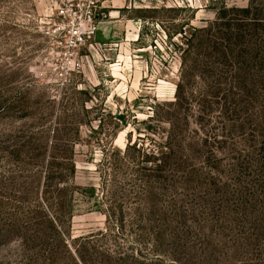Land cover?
Segmentation results:
<instances>
[{
  "label": "rangeland",
  "instance_id": "1",
  "mask_svg": "<svg viewBox=\"0 0 264 264\" xmlns=\"http://www.w3.org/2000/svg\"><path fill=\"white\" fill-rule=\"evenodd\" d=\"M247 1L97 0L105 17L91 45L80 50L82 67L76 73L59 58L52 32L51 0H0V101L8 97L16 99L11 112L0 114V132L45 130L47 141L53 135L59 139L56 150L48 142L42 150V159L53 154L72 157L76 165L73 179L79 184L74 193L69 235L65 236L57 228L64 241L58 240L50 227H45L49 240L44 247L47 252L43 253L42 261H37L34 247L21 245L16 232L4 230L12 221L6 211H12L18 204L13 202L17 193L10 190L9 179L4 178L12 170L23 179H44V172L50 167L42 161L37 170H33L38 171L34 177L29 170L35 167L27 171L15 167L13 161H5L8 153L0 151V264H83L75 255L73 238L105 230L107 226L110 236L104 240L106 248L115 251L120 247L128 253L141 249L151 253L148 245L139 246L135 240L137 223L129 221L128 217L135 211L145 188L144 180L148 179L142 178L141 170L133 164L141 159L143 151H158L159 145L169 140L168 133L173 128L168 121H173L171 113L175 108L170 103L174 101L179 77L194 95L206 81L216 79L208 70L204 71L214 70L216 55L209 59L204 44L199 43H194L189 48L190 54L186 55L188 66L195 69L186 68L181 74L179 47L186 48L181 44L182 36L195 32L194 28L205 27L214 19L222 2L245 6ZM197 111L195 100H190L187 110L182 111L188 118L178 125L180 130H176L185 144L196 142L202 135L196 128L204 115L197 118ZM233 119L231 115L225 119L228 125L225 131L231 138L224 145L223 154H217V158L223 155L219 162L213 161L214 166H219L211 172V179H183L186 184L181 190V179H173L169 171L168 179L153 182L154 197L159 199V208L163 206L162 209L169 212L168 216L170 208L166 202L170 195L184 193L187 198L196 197L188 201L193 207V221L188 222V229L181 228L177 237H171L168 220L160 228L167 235L158 241L166 264H264V235L254 240L255 234L264 228V177L256 172L259 165L252 161L246 169L236 166L235 175L228 174L235 167L231 151L236 150L235 145L238 149L245 148L240 143V132L232 126ZM174 136L176 146L180 142ZM114 146L126 151L128 161H134L118 165V177L109 179L111 170L106 158L111 156ZM211 146L212 142L207 147ZM88 180L95 183L99 195L103 188L105 191L104 184L114 180L115 194L127 214L121 235L118 233L121 230L96 210L93 199L80 193L86 191L83 187ZM173 180L174 186L171 185ZM176 183H179L178 188ZM54 193L51 187L47 197ZM243 198L249 201L246 210L238 203ZM39 204L51 217L53 208L48 200ZM26 206L23 205L25 209ZM234 210L249 213L245 221L238 216L240 226H235ZM66 225L62 230L67 229ZM130 243L133 246L129 247ZM51 248L55 251L52 257ZM83 255L87 264H100L88 253Z\"/></svg>",
  "mask_w": 264,
  "mask_h": 264
},
{
  "label": "trees",
  "instance_id": "2",
  "mask_svg": "<svg viewBox=\"0 0 264 264\" xmlns=\"http://www.w3.org/2000/svg\"><path fill=\"white\" fill-rule=\"evenodd\" d=\"M194 31L197 33L192 32L188 36H182L181 44L186 45V48L179 47V50L182 51L181 74L186 68L195 69L193 66H188L186 55L190 54L189 48H192L194 43H199V45L204 44L209 59L214 57V54L216 55V60L213 61L216 65L212 69L219 71L204 70H208L210 76L216 77V79L206 81L198 94L194 95L193 92L189 93L188 84L183 83L182 77H179L181 79L175 84L174 101L170 103L175 108L171 113L173 121H168L173 128V131L168 133L169 140H166L163 145H159L158 151H143L141 159L136 160V163L133 164L135 168L141 170V177L148 179L144 180L145 188H142V194L137 201L138 205L135 207V211L131 213L132 216L129 214L128 217L129 221L131 219L132 222L137 223L135 240L140 244L139 246L148 245L151 253L142 252L141 249L128 253L121 251L120 247H117L115 251L106 248L104 240L110 236L107 226L105 230L98 229L73 238L75 239V255L78 261L83 264H87L83 253H88L93 259L100 261V264H166L167 261L162 255L163 250L160 249L158 241L167 235L160 228L164 225V221L168 220L171 228L169 236L171 237H177V232L181 228L188 229V222L193 221L191 217L193 207L188 201H192L196 197L187 198L184 193L170 195L166 202L170 208V216H168L169 212L162 209L164 208L162 205V208H159V199L154 197L153 182L164 181V178L168 179L171 175L173 179H181L179 189L184 190L186 183L183 179H201V177L211 179V172H214V168L219 166V164L214 166L213 161L219 162L223 155L217 158V154H223L226 147L224 145L231 138L225 131L228 126L225 119L229 115L234 118L232 126L240 132V143L245 148L238 149L233 142L236 150L231 152H234L232 161L235 167L228 174L235 175L236 166L241 167L242 165L246 169L252 161L259 165L256 172L264 177V0H248L245 6L228 5L222 2L215 11L214 19L209 21L205 27L194 28ZM194 62H196V58ZM190 100H195L198 105L196 117L200 119L204 115L199 120V127L196 128L202 135L196 142L192 141L193 147L190 142L187 144L183 142L182 135H177V130H180L178 125H182L188 118L186 114H182V111L187 110ZM15 101L16 99L13 97L2 99L0 114L11 112ZM207 124H211V126L207 127ZM52 132L54 134L55 130ZM45 134H47L45 130L37 132L21 130L16 134L13 131L12 133L11 131L10 133L0 132V151L8 153L6 162L13 161L12 164L15 167H21L22 170L25 168L26 171L29 167H35L36 169L29 170L34 177L37 176L38 171L33 170H37L42 161L47 162L50 167L49 171L44 172V179H28L27 177L23 179L12 170L8 171L4 178L9 179L7 185L10 190L17 193L15 196L17 199L13 202L18 203L12 207V211L4 209L12 219L4 230L16 232L21 245L34 247L35 260L37 261H42L43 253L47 252L44 247L49 240L44 231L45 227H50L55 234V239L64 241L57 228L65 236L69 235L68 230L74 212V193L78 191L77 185H79L73 179L76 165L72 157L63 155L59 157L53 154L48 155V159H42V150L47 147V143L49 142L50 147L56 150L59 140L52 135V139L47 141ZM174 135L180 142L176 146L175 143L173 144V140L176 141ZM209 140L211 141L209 142ZM11 141L13 143L9 145ZM211 142L212 146L207 147ZM131 147L133 145H129V148ZM125 153L126 151L117 149L115 146L111 148V156L106 158L108 168L111 170L108 173L109 179L118 177V165L134 161L133 159L128 161ZM253 156L257 158L254 159ZM169 171L170 174L167 175ZM217 173L219 174L218 170ZM1 177L0 175V179ZM108 182L104 184L105 191L103 188L100 195L96 192L95 183L91 180L84 183L83 190L86 191L80 193L93 199V206L96 210L105 215L107 222L110 221L118 227L121 230H118V233L121 235L127 214L123 212L122 205L115 194L114 180ZM178 184L176 183L177 188ZM171 185H175V180ZM51 187H54L55 193L48 198L47 194L50 193ZM34 196H36L35 199H33ZM118 196L120 198V195ZM31 198L34 201L31 202ZM46 200L53 208L51 217L45 214L43 207L39 204V201L46 202ZM262 202L264 205V200ZM7 203L9 204V202ZM238 203L242 210H246V204H249V201L247 198H243ZM24 204H27L26 209L23 207ZM234 212L235 226L241 225L238 216L244 221L248 219V212L235 210ZM65 224H67V229L62 230ZM261 235H264V228L255 234L254 240H257ZM128 246L133 245L130 243ZM54 255L55 251L51 248L50 256Z\"/></svg>",
  "mask_w": 264,
  "mask_h": 264
},
{
  "label": "built area",
  "instance_id": "3",
  "mask_svg": "<svg viewBox=\"0 0 264 264\" xmlns=\"http://www.w3.org/2000/svg\"><path fill=\"white\" fill-rule=\"evenodd\" d=\"M53 37L63 65L79 73L82 67L80 50L91 45L105 14L97 0H51ZM49 33V31H48Z\"/></svg>",
  "mask_w": 264,
  "mask_h": 264
}]
</instances>
